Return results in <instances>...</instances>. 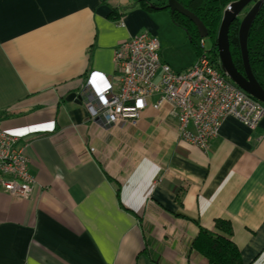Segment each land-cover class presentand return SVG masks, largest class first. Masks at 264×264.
<instances>
[{
  "label": "crops",
  "instance_id": "crops-1",
  "mask_svg": "<svg viewBox=\"0 0 264 264\" xmlns=\"http://www.w3.org/2000/svg\"><path fill=\"white\" fill-rule=\"evenodd\" d=\"M168 16L134 0H0V129L26 144L35 179L27 197L0 189V264H209L193 242L218 219L242 264H264V118L226 117L202 151L158 94L134 124L91 117L88 74L110 77L115 47Z\"/></svg>",
  "mask_w": 264,
  "mask_h": 264
},
{
  "label": "built area",
  "instance_id": "built-area-1",
  "mask_svg": "<svg viewBox=\"0 0 264 264\" xmlns=\"http://www.w3.org/2000/svg\"><path fill=\"white\" fill-rule=\"evenodd\" d=\"M199 46L201 52L194 63L175 71L160 59L158 40L148 31L121 41L114 49L112 75L91 71L86 78L94 104L92 119L105 126L134 124L147 100L158 94L153 107L167 105L179 136L202 151L208 150L228 116L256 129L264 118V104L223 73L217 51L206 50L204 39ZM25 146L20 137L0 129V189L10 196L27 197L35 184Z\"/></svg>",
  "mask_w": 264,
  "mask_h": 264
},
{
  "label": "trees",
  "instance_id": "trees-1",
  "mask_svg": "<svg viewBox=\"0 0 264 264\" xmlns=\"http://www.w3.org/2000/svg\"><path fill=\"white\" fill-rule=\"evenodd\" d=\"M177 1L184 8L194 13L203 23L208 32V48L216 52V34L222 18V12L228 4L236 0ZM134 2L147 11H153L154 9L168 10V8H166V0H158L157 3H153L152 0H134ZM172 19L177 26L186 31L189 37L190 46L195 57H197L200 54L201 49L199 46L200 38L195 26L192 22L178 13H174ZM238 26V19L231 23L228 31V41L234 66L238 71L242 72L241 56L237 38ZM247 50L252 74L264 89V3L251 25L247 38ZM7 116V114L0 113V118ZM215 228L220 234L209 232L205 229H199L198 236L193 242L194 249L205 257L209 264H242L237 248L230 240L223 236V234H231L230 224L218 219L215 221Z\"/></svg>",
  "mask_w": 264,
  "mask_h": 264
},
{
  "label": "water",
  "instance_id": "water-1",
  "mask_svg": "<svg viewBox=\"0 0 264 264\" xmlns=\"http://www.w3.org/2000/svg\"><path fill=\"white\" fill-rule=\"evenodd\" d=\"M251 3H253L252 6L240 20L238 26L237 38L242 64V72H240L234 66L231 58L228 31L231 23L238 19L240 13ZM263 3L264 0H236L226 6L222 12V18L216 34V51L220 68L223 73L226 74L228 78L239 88L264 104V89L260 86L252 74L247 50V38L251 25ZM166 8H168L171 18L174 13H178L192 22L200 39L208 37V32L198 17L188 9L184 8L177 0H166ZM80 99L81 97L74 93H71L66 97V100L68 101H79Z\"/></svg>",
  "mask_w": 264,
  "mask_h": 264
},
{
  "label": "rangeland",
  "instance_id": "rangeland-1",
  "mask_svg": "<svg viewBox=\"0 0 264 264\" xmlns=\"http://www.w3.org/2000/svg\"><path fill=\"white\" fill-rule=\"evenodd\" d=\"M252 4L253 3H251L240 13V15L238 16L239 22L252 6ZM156 38L158 40V43L160 44V49L163 57L169 61L172 68L178 70L179 68L187 66L188 64L193 62V60H195V55L190 46L189 37L186 31L183 28L177 26L172 21V19L169 18V16L167 18V21L157 32ZM204 42L205 48L207 50L209 39L204 38Z\"/></svg>",
  "mask_w": 264,
  "mask_h": 264
}]
</instances>
